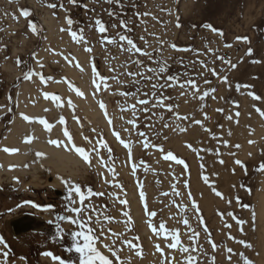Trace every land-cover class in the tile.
<instances>
[{
  "label": "rangeland",
  "instance_id": "obj_1",
  "mask_svg": "<svg viewBox=\"0 0 264 264\" xmlns=\"http://www.w3.org/2000/svg\"><path fill=\"white\" fill-rule=\"evenodd\" d=\"M45 104L80 163L33 151L5 171L16 129L46 131L23 118ZM262 112L264 0H0V264H79L67 249L87 227L113 264H264ZM25 214L45 229L15 236Z\"/></svg>",
  "mask_w": 264,
  "mask_h": 264
},
{
  "label": "snow or ice",
  "instance_id": "obj_2",
  "mask_svg": "<svg viewBox=\"0 0 264 264\" xmlns=\"http://www.w3.org/2000/svg\"><path fill=\"white\" fill-rule=\"evenodd\" d=\"M56 5L52 4V5H49V7H55ZM30 11L28 10H22V15L24 17H28L30 15ZM69 23H71V21H69ZM99 24V21L97 22ZM29 27L31 28V30L33 32H35L37 30V27L34 23H30L29 24ZM208 27H211L210 25ZM101 32H104L106 31V29L101 25L100 26V29H99ZM75 33H73V37L75 38ZM121 39H127L126 37H121ZM127 43L129 45H132L133 47H135V45L133 44V41H131L130 39L127 41ZM137 51H139V49H137ZM251 53V50L249 51V54ZM145 55H147V53H145ZM232 67H235V65H233ZM165 69L164 68H161V71H164ZM25 79H31V73H28V74H25ZM155 87V86H154ZM77 91V94L78 95H83V93H81L78 89L76 90ZM45 98H48L49 94L45 93ZM53 100H56L57 97L55 96V94H52V97H51ZM256 99H259V97H255ZM69 104H71V102L69 101ZM101 108H104L105 105L101 104L100 105ZM261 115H264V112L261 113ZM26 121H30L32 120V118L28 117V116H24L23 117ZM38 120L39 123L43 124L45 126V129L47 131H51L52 129V125H50L45 119L43 118H36ZM60 123L61 124H64V120L61 119L60 120ZM64 136L68 137L69 141H71V136H70V133L67 131V130H64ZM31 137H28L26 138V141L25 142H31ZM49 143L53 144V145H56V146H59V141L57 140H50ZM251 143V141H250ZM127 147V145H126ZM4 151L6 152H17L18 149H3ZM75 151L81 155V157L85 160V161H88L89 157L85 154V150L83 148H79V147H76L75 148ZM38 156H41L43 155L42 153H37ZM165 159H168V160H172V159H175V157L171 154V153H168L166 156H165ZM178 163H182V161H177ZM237 163H240L239 161H237ZM260 170L264 171V164L261 165V168ZM62 180V182H64L65 184L68 185V188H69V194H68V199L71 203L75 204L76 201L74 199H72V196H73V192L79 196V200H80V204H81V207H78V208H70L69 211L70 212H74L77 214V217H79V214L81 212L84 211L82 205H83V202L85 200V196L81 193V189L79 186H75L73 184H69L67 181H64L63 178H60ZM217 195H220L219 193H217ZM141 198L143 199L144 198V194L143 192L141 193ZM126 203V201L124 202ZM35 207H40V206H37V205H33ZM52 208V206H47L46 209L44 210H50ZM151 215H155V213H151ZM58 219L60 220H66V221H69L70 223L72 224H75V225H78V227L80 229H85L87 227V224L86 222L84 221H81L80 219H77V218H73L72 216H58L57 217ZM90 219V218H89ZM185 223H187V221L185 220L184 221ZM49 223H52V221H49ZM242 223V222H241ZM57 229H58V235L61 236V238H63L62 236V233H63V230L59 228V225H57ZM160 229L161 230H164V224L162 223L160 225ZM153 231H155V229H153ZM71 237H72V245L71 247H69L67 249V251L71 252V251H75L78 255H79V264H97V261L99 262V264H113V261L111 259H109L108 256L102 254V252L98 249V247L96 246V239L97 237H95L93 235V229L90 228V227H87V231H72L71 233ZM173 239H176V243L172 244L171 247L172 248H175L177 246V244L179 243V240L173 236ZM243 243V242H241ZM0 244H4L5 247H7L4 239L2 236H0ZM250 246V245H249ZM157 250L159 251V246H157ZM184 251H187V249H184ZM229 251H231V249H229ZM5 255H7V253H5ZM43 255L45 256H51L53 260H58L59 261V264H72L71 261H68L66 262L65 260L61 259L60 257H57V256H54L51 252H45L43 253ZM113 255L115 256L116 254L113 253ZM241 256H243V254H240ZM229 259H231V257H229ZM245 259V264H252L251 261H248L247 258H244Z\"/></svg>",
  "mask_w": 264,
  "mask_h": 264
},
{
  "label": "bare ground",
  "instance_id": "obj_3",
  "mask_svg": "<svg viewBox=\"0 0 264 264\" xmlns=\"http://www.w3.org/2000/svg\"><path fill=\"white\" fill-rule=\"evenodd\" d=\"M38 106H40V105H38ZM49 107H50V105H48V104L42 105V110L38 109V108H37L38 110H36L38 112V115L36 114V112L34 110H32V112L29 114H30L31 118H33V119H35L36 117L40 118L39 114L41 116V114L44 113L45 109H47ZM32 116H34L35 118ZM43 117H46V115H44ZM53 117L58 119V114H57V116H53ZM57 119H55V120H57ZM52 122H54V121L52 120ZM50 123H51V120H50ZM41 127H39V129L35 128V129H33V131L30 129L31 130L30 135L28 136V137L32 138L30 143L24 142L22 140L25 137L24 134H22L20 130L18 131V129H16L17 131H15V133H18V137H16L14 139V141L12 142V144H10L9 146L12 149L18 148L19 153L17 155L6 156L5 158H3L4 159L3 160V168L5 171H7L6 168L9 167V165H11L12 163L22 164L25 160H28V159H26L27 156H29L31 154V152H33V151L38 152V153L40 152L43 154L40 156L41 158L38 156L39 158L34 159L33 165H35V166L39 165L42 162H44V163L48 162V164H52L55 168H58V170H61V171L63 170L65 172L68 169L72 170L73 167L77 166L80 163L78 161V159L73 155V153H71V151H69V146H68L67 140L64 138V136L61 133L63 130L61 131V129L58 126H56V127H52L51 131H47L46 129H45L46 131H42L40 129ZM15 133H13V134H15ZM50 140L59 141L60 142L59 146H56V145L49 143ZM261 217L264 219V204H263V207L261 210Z\"/></svg>",
  "mask_w": 264,
  "mask_h": 264
},
{
  "label": "water",
  "instance_id": "obj_4",
  "mask_svg": "<svg viewBox=\"0 0 264 264\" xmlns=\"http://www.w3.org/2000/svg\"><path fill=\"white\" fill-rule=\"evenodd\" d=\"M45 225L46 223L44 221L30 214H25L10 222V227L17 237L31 232L42 231L45 229Z\"/></svg>",
  "mask_w": 264,
  "mask_h": 264
},
{
  "label": "flooded vegetation",
  "instance_id": "obj_5",
  "mask_svg": "<svg viewBox=\"0 0 264 264\" xmlns=\"http://www.w3.org/2000/svg\"><path fill=\"white\" fill-rule=\"evenodd\" d=\"M52 228V227H51ZM56 228H57V225L56 224H54L53 225V228H52V230H51V232L50 233H53V230H56ZM52 235V234H51Z\"/></svg>",
  "mask_w": 264,
  "mask_h": 264
}]
</instances>
